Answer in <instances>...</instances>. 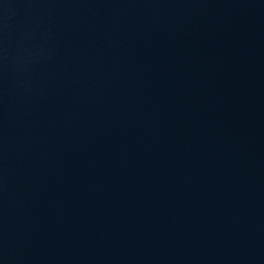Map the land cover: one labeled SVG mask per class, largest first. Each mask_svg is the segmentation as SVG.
Listing matches in <instances>:
<instances>
[{"label":"water","instance_id":"water-1","mask_svg":"<svg viewBox=\"0 0 264 264\" xmlns=\"http://www.w3.org/2000/svg\"><path fill=\"white\" fill-rule=\"evenodd\" d=\"M0 264H264V0H0Z\"/></svg>","mask_w":264,"mask_h":264}]
</instances>
